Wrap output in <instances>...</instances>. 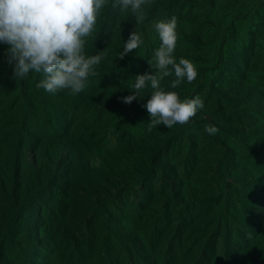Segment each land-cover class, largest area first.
<instances>
[{"label":"rangeland","instance_id":"374dc122","mask_svg":"<svg viewBox=\"0 0 264 264\" xmlns=\"http://www.w3.org/2000/svg\"><path fill=\"white\" fill-rule=\"evenodd\" d=\"M112 3L98 13L85 49L87 55L104 51L99 75L90 78L81 94L49 95L67 105L75 101L76 108L68 112L77 119V137H92L102 147L100 154L89 157L91 165L101 167L100 157L108 159L118 174L115 181L129 184L127 193L113 205H107L106 186H94L84 197L73 195L69 200H75L84 218L77 215L62 224L59 216L48 220L54 197L46 194L39 202L43 209L24 219L21 238L7 234L0 244V264H107L110 256L122 258L123 246H110L107 239L109 213L126 218V232L137 227L138 239L152 234L157 242L170 241L177 264L262 263L264 0H153L139 26L130 9L122 14ZM172 16L178 21L177 62L181 57L190 60L198 76L175 89L170 86L174 76L167 77L162 87L182 100L199 95L205 107L187 126L159 125L149 132L150 116L142 105L151 98L150 86L131 105L122 98L134 94L135 76L150 70L147 60L160 45L152 21ZM135 27L144 45L121 60ZM220 48L224 59L216 67ZM6 51L0 44V116L17 110L24 114L32 93H48L36 87L40 74L14 79ZM209 124L218 129L215 135L205 132ZM29 157L37 168L42 166L34 152ZM53 191L56 196L59 189ZM4 209L6 204L0 203V219ZM167 211L171 220L156 222ZM182 233L183 240L177 239ZM137 251L141 255L142 248Z\"/></svg>","mask_w":264,"mask_h":264},{"label":"clouds","instance_id":"9594fccd","mask_svg":"<svg viewBox=\"0 0 264 264\" xmlns=\"http://www.w3.org/2000/svg\"><path fill=\"white\" fill-rule=\"evenodd\" d=\"M153 0H113L112 7L120 13L131 10L137 26L144 23L146 8ZM109 0H0V44L7 46L4 56L13 66L14 79H26L31 73L40 74L37 89L56 95H76L88 85L91 77L99 75L97 68L104 51L86 54L87 38L95 31L98 13L108 6ZM152 28L160 45L151 60L150 70L135 76L131 85L133 95L122 98L131 105L150 86L151 98L142 105L150 116L148 131L163 125L187 126L204 109L199 95L181 99L174 91H166L162 81L173 77L171 88L185 80L192 83L198 71L194 64L174 55L179 38L177 17L156 19ZM144 45V36L137 27L124 42L120 59ZM154 73V74H153ZM205 132L215 135L218 129L209 124Z\"/></svg>","mask_w":264,"mask_h":264},{"label":"trees","instance_id":"16d2710c","mask_svg":"<svg viewBox=\"0 0 264 264\" xmlns=\"http://www.w3.org/2000/svg\"><path fill=\"white\" fill-rule=\"evenodd\" d=\"M111 24H115L113 19ZM223 59L224 52L220 48L215 66H220ZM26 104L24 114L17 110L13 114L0 116V203L6 204L5 215L0 219L1 245L5 243L7 234L21 238L19 228L24 225V219L32 211L43 209L39 202L46 194L54 197V204L47 214L48 220L59 216L62 224L66 218L77 215L84 218L83 213L78 214L75 200H69L73 195L84 197L91 194L94 186H106L103 189L108 198L107 205H113L127 193L126 187L129 186L115 181L118 174L105 157H100L101 167L91 165L89 157L100 154L102 147L94 143L92 137H77V119L68 112L76 108L75 101L67 105L64 99L60 102L49 94L38 96L32 93ZM84 104L87 106V103ZM27 150L34 152L36 159L41 160V167L37 168V164L31 162ZM150 165L155 172L157 167L152 160ZM138 184L141 187L144 183L140 181ZM54 187L59 189L56 196ZM120 217L109 213L107 239L110 246L122 245L125 255L122 258L110 256L106 259L107 264H177L170 241L161 239L157 242L158 239L152 234L148 240L138 239L137 227L126 232L122 225L126 218ZM139 219L142 222L141 216ZM167 219L171 220L169 211L163 220H155L161 224L163 221L168 222ZM156 222L151 220L153 228ZM178 238L183 240V233ZM22 244L20 241L17 245ZM139 248H142L141 255L137 253L140 252L137 251ZM258 264H264V261Z\"/></svg>","mask_w":264,"mask_h":264}]
</instances>
